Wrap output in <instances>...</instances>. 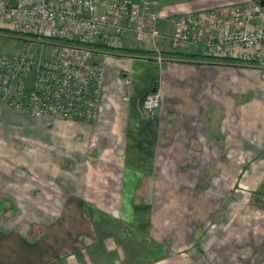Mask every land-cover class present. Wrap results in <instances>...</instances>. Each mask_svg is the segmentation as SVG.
Listing matches in <instances>:
<instances>
[{"label": "rangeland", "instance_id": "rangeland-1", "mask_svg": "<svg viewBox=\"0 0 264 264\" xmlns=\"http://www.w3.org/2000/svg\"><path fill=\"white\" fill-rule=\"evenodd\" d=\"M173 1L181 0H162L164 4ZM223 1L214 7L239 4L242 0ZM208 2L191 1L180 7L183 11L202 6L204 8L200 10L214 8L207 7ZM170 15L173 14H167ZM23 38L21 33L13 30L10 22L0 18V51L12 53L28 47L31 51L40 49L39 43L29 45ZM168 53L166 57L173 59ZM188 61L186 58H178L167 63H178L175 66L180 68ZM221 62L246 65L247 68L235 65L239 67L236 70L229 69L227 71L230 72H227L223 69L224 75L221 69H214V74L208 75L207 81H197L194 75L195 85H191L190 71L171 74L176 77L172 87L175 94L166 106L177 110L180 108L187 114L182 116L181 122H175L174 118L166 124L164 137L167 141L168 138L172 139V143L165 147L169 157L159 158L160 169L164 173H156L154 189L152 178L144 179L139 185H142L141 189L136 190L135 195V202L145 205V212L152 214L155 230L164 227L162 235L157 231L149 233L137 229V226L129 224L130 220L116 216V212L110 209L94 208L101 189H96V194L86 197V203L89 204L85 210L86 217L93 221L99 234L94 243L95 249L104 250L105 240L113 245L112 251L106 252L107 264L114 262L117 252L125 256L123 264H264V67L258 62L229 58L217 59L213 64ZM248 67L261 72L258 70L249 74ZM150 90L159 92L161 96V106L154 114L144 112L148 118L153 119L162 107L163 98L157 86H151L141 98ZM2 111L0 149L11 152L9 156L12 158H28L30 123L36 114L22 112L23 116L20 117L16 113L19 111L14 112L12 107L3 108ZM8 111L11 116L7 114ZM201 111L210 128L204 132L210 137L207 145L200 143L197 147L195 144L190 146V139L193 138L190 137V134L193 135L191 131L180 129L178 135L174 136L175 123L180 127L185 126V119L190 117L191 112L200 114ZM224 111L226 116L223 117ZM222 121L227 128L224 132L221 131ZM198 123L203 122L198 119ZM11 134L17 135L15 142L19 145L11 141L14 140ZM118 159L121 160V164H118L121 166L123 158ZM3 163L7 167L16 165L12 160H4ZM24 167L26 169V165ZM19 169H15L16 172L19 173ZM98 179L96 177L94 182L96 186L106 181L104 178ZM30 180L27 178L23 186L30 187ZM27 196L25 194L20 197ZM111 197L113 199L110 200ZM101 198L112 205L110 203L115 204L118 196ZM53 200L56 205L60 198L54 196ZM31 201H34L31 197L27 201L23 200L26 216L29 208L25 204ZM4 209L0 205V213L5 212ZM139 220L135 219L136 225L140 224ZM89 243V238L80 237L78 249L83 245L87 248ZM101 261L105 263L102 258Z\"/></svg>", "mask_w": 264, "mask_h": 264}, {"label": "crops", "instance_id": "crops-1", "mask_svg": "<svg viewBox=\"0 0 264 264\" xmlns=\"http://www.w3.org/2000/svg\"><path fill=\"white\" fill-rule=\"evenodd\" d=\"M191 1L200 0H181L165 4L161 0L166 14L204 8L202 6L183 11L180 6L188 2L190 4ZM208 1L207 7L225 2ZM229 1L240 0H226ZM149 56L151 57V54H108L105 58V91L99 116L95 120L68 122L51 116L34 115L29 131V157L12 158L9 156L11 152L0 149V205L5 207V212L0 213V264H107L106 252L112 251L113 245L105 240V252L95 249L94 243L97 242L99 234L93 221L88 219L85 213L89 205L86 203V197L96 194V189L101 191L95 199L97 203L94 202V208L115 211L116 216L130 220L129 224L132 223L142 231H157L160 235L165 231L163 226L160 230H155L154 221L151 220L152 214H147L146 206L137 204L135 197L136 190L142 187L139 186L141 180L152 178L154 189L156 173L162 171L159 158L169 157L165 147L172 143V139L168 138L167 141L164 137L167 122H172L174 118L175 122H181L182 116L187 114L180 108L179 113L177 108L166 106L175 94L172 87L176 77L171 74L176 71H190L191 85H195L196 80L207 81V76L214 74V69H221L220 72L224 75L223 69L236 70L247 66L204 62L185 63L179 68L175 66L178 63H159L155 59L151 60ZM173 60L176 61L174 58ZM244 68L242 69L246 70ZM248 68L249 74L259 70ZM113 72L115 74H112ZM125 77L131 80L129 90L125 86ZM151 86H157L162 91L163 98L162 107L153 119L146 116L141 106V97ZM125 92L129 95V100H124ZM2 106L6 109L9 107L0 103V115L3 112ZM14 109V112L21 111ZM173 111L175 113H172ZM19 112L16 113L20 117L23 116L22 112L27 113ZM16 113L13 115H17ZM7 114L11 116L9 111ZM204 118L203 111L200 114L191 112L190 117L185 119V126L180 127L175 123L174 136L180 129L191 131L193 135L190 134V137L193 138L190 139V146L195 144L197 147L200 143L207 145L210 137L204 132L210 128ZM198 119L203 123L199 124ZM225 130L226 123L222 121L221 131ZM11 135L14 138L11 141L16 144L17 135ZM118 158H123L121 166L118 165L121 164ZM4 160H12L16 164L15 167H7L3 163ZM19 165H26V169ZM96 177L106 181L96 186ZM27 178L31 179L30 187L23 186ZM25 194L28 196L20 197ZM54 196L60 198L56 205ZM101 196L118 198L115 204L109 205ZM28 197L34 201L25 204L29 208L26 216L23 212V200L27 201ZM44 198L47 199L46 202ZM107 204L109 206H106ZM135 219H140L139 225H136ZM83 236L85 239L89 238L91 243L87 244V248L83 245L78 249L79 238ZM116 256L112 264H123L125 256L120 252H117Z\"/></svg>", "mask_w": 264, "mask_h": 264}, {"label": "built area", "instance_id": "built-area-1", "mask_svg": "<svg viewBox=\"0 0 264 264\" xmlns=\"http://www.w3.org/2000/svg\"><path fill=\"white\" fill-rule=\"evenodd\" d=\"M0 18L29 45L40 44L39 50L0 51V103L36 115L86 122L99 116L105 58L111 54L99 45L159 51L163 43L195 54L202 63L233 58L264 67L261 0L170 16L161 0H0ZM164 20L170 28L162 27ZM154 59L173 60L161 52ZM31 70L36 76L34 88L28 89ZM125 86L131 87L128 77ZM141 106L154 114L161 106L159 92H147Z\"/></svg>", "mask_w": 264, "mask_h": 264}, {"label": "trees", "instance_id": "trees-1", "mask_svg": "<svg viewBox=\"0 0 264 264\" xmlns=\"http://www.w3.org/2000/svg\"><path fill=\"white\" fill-rule=\"evenodd\" d=\"M246 1L247 0H244V1H241L240 3H245ZM162 6H163V4H162ZM165 23H166V28L167 29L170 28L171 24L169 23V20L162 21V27L164 26ZM23 39H25V38H23ZM158 45L163 47L162 48L163 50L161 49V50L157 51V50H147V49H141V48H134V49H132V48H128V49L127 48H124V49H117V48L116 49H109V48H106V47H104L102 45H99V47H102V49H104L105 51H110L111 53L113 52V53H116V54H119V53H129V54L131 53V54H136V55H150L151 54V57L149 56V58H151V60H154V56L158 52H161L164 56H166V52L167 53L169 52L168 54L172 55L171 57L176 58L175 60H178V58L179 59L186 58V60H189L187 63H190V64H192V62H194V63H202L199 60H197L195 54H188V53H184L183 51H174V50L170 49L169 47H167L166 44H163V43H158ZM170 50H172L173 52H171ZM229 59L235 60L233 58H229ZM126 94H127V92H125V95Z\"/></svg>", "mask_w": 264, "mask_h": 264}, {"label": "water", "instance_id": "water-1", "mask_svg": "<svg viewBox=\"0 0 264 264\" xmlns=\"http://www.w3.org/2000/svg\"><path fill=\"white\" fill-rule=\"evenodd\" d=\"M261 4L264 6V0H261ZM35 76H36L35 70H31L29 72L28 81H27V88L28 89L34 88Z\"/></svg>", "mask_w": 264, "mask_h": 264}]
</instances>
